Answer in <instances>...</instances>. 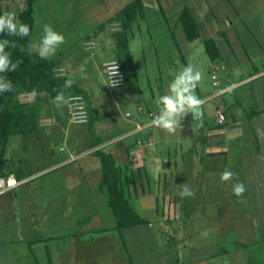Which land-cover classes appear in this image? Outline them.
<instances>
[{
    "label": "crops",
    "instance_id": "crops-1",
    "mask_svg": "<svg viewBox=\"0 0 264 264\" xmlns=\"http://www.w3.org/2000/svg\"><path fill=\"white\" fill-rule=\"evenodd\" d=\"M121 1L123 0H111V3ZM133 1L130 0L116 13ZM143 2L146 12V2L144 0ZM154 2L166 20L176 16L175 27L184 34L186 40L188 39L180 23V15L188 8L198 24L201 33L199 39L204 42L212 38L220 49L222 74L219 77L214 72L211 78L216 86L222 87L218 92L208 93L210 89L199 82L195 89L204 104L245 84L256 85L260 91L259 101L263 102L262 108L252 112L251 117L247 113L244 115L240 111L238 113L245 118L244 123L248 120L253 126L251 135L247 134L248 126L243 125V122L237 123L238 129L231 134L232 129L228 121L235 117L231 106L226 105L217 107V113L224 112L227 121L219 125L216 116L215 131L204 124L203 120L201 126L197 127V122L193 121L192 116H187L177 130L179 140L176 142L184 145L181 150L171 149L170 134L152 125V120L143 122L141 117L136 122V127L128 132V136H134L135 139L127 144L119 145L117 139L112 137L104 140L106 136L94 131V128L93 131L90 129L91 137L87 149L79 147L83 138L74 137L76 146H73L64 158L55 156L51 158L52 154L49 153L48 157L51 159L45 160L44 166L35 172L30 174L14 172V177L16 173L24 176L19 180L20 185L16 189L26 186L24 189L26 193L22 194L21 190L18 197L21 199L20 204H15L17 226L14 237L7 235L10 226L4 224L6 215L0 203V238L7 239L0 241V258H8L10 264H40L39 252L45 254L48 264H89L96 260L90 256L84 257V248L72 245L70 240L86 239L99 242L102 238H110L108 234L117 233L115 214L108 206L107 195L101 191L103 175L101 162L95 156L97 150L104 151L107 148L109 150L105 152L112 154L121 166V185L134 210L142 218L146 207H154L158 219L161 214L160 222L162 229L165 230L163 234L166 236V244L173 248V252L175 247L183 243L181 240L185 235L183 228L175 225L184 221L183 202H188L191 206L228 207L227 212L231 219L234 218V221L241 224L237 230H240L243 236H246L247 232L250 234L252 232L264 238V0H154ZM79 15L80 21L83 22L85 19L89 27L83 34H68L53 26L69 42L67 41L66 47L58 50L49 59L61 58L58 71H63L66 75L74 69L72 55L77 48L80 52L94 49L96 45L113 49L114 44L111 40L107 41L105 32L108 33L109 29L121 30L119 22H110L113 16L102 19L99 16L101 14L98 15L91 6L82 8ZM42 36L40 34L36 41L38 42ZM194 48H191V51H195ZM68 51L73 52L67 55ZM211 62L215 68L217 61ZM74 83L82 88L80 84ZM47 96H40L36 100L39 128L36 134L44 145L55 138L60 130L56 129L54 137L51 136L49 127L68 115V104L62 111H58L50 98L45 112L47 116H44L43 101ZM142 110L140 108V111ZM149 112L151 117L154 112ZM204 114L203 110L202 119ZM99 116L102 120L100 113ZM234 121L237 122L235 119ZM97 122L90 125L94 126ZM139 126L141 129H138ZM61 151H66V147H62ZM71 157L77 159L71 161ZM76 162H79V167H69ZM226 170L235 173V176L228 182H222L221 173ZM239 182L244 184L246 191L238 197L233 194L232 186ZM185 183L194 195L181 198L178 186ZM187 220L190 221V218ZM108 222L110 226L106 228L104 225ZM69 225L81 227L80 231L66 232ZM146 226L152 228V224L147 222L144 226L125 229L124 239L127 232ZM52 243L54 245L51 248L49 244ZM260 243L264 244V240ZM42 246L45 247V251L38 252ZM103 250L106 251L107 248ZM108 250L107 253H110V248ZM126 250L129 251L128 246ZM100 261L98 257V264H101Z\"/></svg>",
    "mask_w": 264,
    "mask_h": 264
},
{
    "label": "rangeland",
    "instance_id": "rangeland-1",
    "mask_svg": "<svg viewBox=\"0 0 264 264\" xmlns=\"http://www.w3.org/2000/svg\"><path fill=\"white\" fill-rule=\"evenodd\" d=\"M24 1L0 0V15L5 12H13L18 18L24 7ZM129 1L111 3V0H38L35 4L36 24L31 41H36L40 34L43 35L45 24L59 27L61 32L66 31L68 34H83L89 27L85 19L83 22L79 19V12L82 8L91 6L98 15L101 14L99 16L103 19L115 17L118 14L116 12ZM144 1L146 2L145 21H139L131 33L133 38L130 42V51L133 55L134 70L124 86L110 89L103 67L105 61L118 60V50L113 36L118 30L109 29L108 33L105 32L107 41L111 40L114 44L113 49L96 45L94 49L80 52L77 48L78 52L76 50L72 55L74 56V69H71V73L66 75L63 71L57 72L58 75L67 79L72 78L74 82L82 86V89L87 93L89 104L93 109L99 111L103 119L94 126L90 125L91 122L89 124H73L67 115L62 121H56L53 126L49 127L51 136L54 137L56 129L60 128V130L57 136L50 139L46 145L39 141L37 134H31L27 138L23 136L11 137L6 155L8 159L6 172L12 176H14V172L30 174L44 166L45 160H50L54 156L60 159L64 158L73 149V146H76L74 137L83 138L79 147L87 149L91 128L92 131L94 128V131L106 136L104 140L112 137L117 139L119 145L129 143L135 137L128 136V132L136 127L139 117L143 122L153 120L149 111H153L155 116L158 114L157 98L168 93V85L171 80L189 63L194 65L197 70H202L203 78L200 83L210 89L208 93L219 91L222 86H216L211 76L214 72L217 76H221L222 61L217 60V65L214 68L202 39L189 42L184 34L176 29L174 23L176 16H171L169 20H166L154 0ZM110 27L117 28L119 26ZM174 37L182 52L178 49ZM67 41L69 42L65 38V42L58 47L57 51L65 48ZM103 44L105 45V43ZM193 47H195V51H191ZM72 52L68 51L66 54L70 55ZM250 87H253L254 91ZM259 92L255 84H245L227 94L216 96L203 105L205 114L202 120L204 124L206 123L213 131L217 130L215 127V119L218 116L217 107L229 105L234 119L237 120V122L234 119L228 121L233 135L239 127L237 123L240 124L244 121L245 118L242 116L245 113L251 114L262 108L263 102L259 101ZM25 93L22 90L18 92V102H36V98L29 100ZM49 99L50 97L47 96L43 101L44 116H47L45 112H47ZM140 108L143 110L140 111ZM239 111L243 114L242 116L238 114ZM128 114L129 116H127ZM224 115L226 116L225 113ZM201 123L202 121H199L197 125H201ZM243 125L248 126L247 134L251 135L253 126L250 122L245 120ZM169 137L172 139L171 149L181 150L184 145L176 142L179 140V133L176 131ZM62 147H66V151H61ZM108 150V148L104 149V151ZM49 153L52 154L51 158L48 157ZM69 167H79V162L70 164ZM25 188L26 186L0 195V203L4 207L6 215L4 224L10 226L7 232L9 237H14L16 234L15 204H20L21 199L18 197L21 190H23L22 194L26 193ZM182 207L184 221L177 222L175 225L183 228L185 231L183 237L186 238L182 237L183 243L179 247H175L174 252L173 248L171 249L166 244L165 230L162 229L160 222L161 214L158 219L154 207H146L143 214V218L152 224V228L146 226L126 233L125 242L129 251L125 249L121 237L115 232L108 234L110 238H102L99 242H91L86 239L78 241L71 239L70 242L72 245L84 248V257L96 258L93 262H96L95 264H98V257L101 259V264H264V244L260 243L264 238L252 232L251 234L247 232L246 236H243L241 231L237 230L241 224L234 221V218L231 219L227 212L228 207L191 206L188 202H183ZM188 218L190 221L187 220ZM91 225L94 228L93 223ZM104 226L108 228L110 223L108 222ZM80 228L69 225L66 232H78ZM204 230L209 231L207 237L201 236ZM5 239V237L0 238V241ZM53 245V243L49 244L51 248ZM44 248V246L40 247L38 252H44ZM103 248H107V250L104 251ZM108 248H110V253H107ZM38 256L40 264H48L44 253L39 252ZM0 264L10 263L8 258H0Z\"/></svg>",
    "mask_w": 264,
    "mask_h": 264
},
{
    "label": "trees",
    "instance_id": "trees-1",
    "mask_svg": "<svg viewBox=\"0 0 264 264\" xmlns=\"http://www.w3.org/2000/svg\"><path fill=\"white\" fill-rule=\"evenodd\" d=\"M37 1L25 0L24 7L18 16L20 22L30 26L31 32L28 37L22 38L0 34V39L15 40L23 48V50H21V47L6 49L11 52L13 62L20 60L22 63L16 72L0 74L7 75L13 83V91L0 94V177L11 176L10 173L6 172L8 166L6 155L11 137L23 136L27 138L39 131L36 102H18L17 95L20 90L31 94L32 89L35 88L44 91L51 99L61 90L64 91L66 96L83 94L90 112V122L95 123L101 120L98 111L91 107L87 93L81 87L73 83L70 88H63L67 78L57 73L61 65V58L41 60L34 53L28 52V45L31 43V36L35 27L34 12ZM144 19L145 5L143 0H134L110 20V22L121 24V30L113 36L118 50V61L122 65L126 80L134 70V62L129 47L133 26ZM180 23L189 41L193 42L201 37L196 19L188 8L182 11ZM174 39L176 41L175 37ZM176 45L180 50L177 41ZM204 46L211 61H217L221 58L220 49L214 39H206ZM39 97L36 96V100ZM252 114H250V117ZM95 156L100 159L103 171L101 191L107 195L108 206L114 212L117 221L115 231L120 235L123 245L127 249L123 236L124 230L144 226L147 222L134 210L121 185L122 170L116 158L103 150H97ZM16 178L21 180L24 176L16 173Z\"/></svg>",
    "mask_w": 264,
    "mask_h": 264
},
{
    "label": "clouds",
    "instance_id": "clouds-1",
    "mask_svg": "<svg viewBox=\"0 0 264 264\" xmlns=\"http://www.w3.org/2000/svg\"><path fill=\"white\" fill-rule=\"evenodd\" d=\"M30 26L26 23L20 22L13 12H5L0 15V34L7 36L28 37L30 35ZM65 42V37L62 33L56 31L52 25L45 24L43 26V36L37 41H33L28 45V52L34 53L41 60H47L54 56L58 47ZM22 46L18 45L15 40L0 39V74L16 72L22 61L17 60L13 62L11 59V52L6 49H16ZM119 65L113 64L109 69V78L111 87L118 86L119 81L114 80V76H118ZM203 78L202 70H197L191 63L187 64L182 70L175 75L168 85L169 91L167 94L159 96L156 100L158 106V114L152 120V125L164 130L169 134H175L180 128L182 121L191 115L194 122L202 121L203 104L204 101L196 94L195 89ZM74 80L72 78L66 79L63 88H70ZM13 91L12 80L7 75H0V94ZM31 95L45 96L44 91L32 89ZM51 103L58 110L62 111L64 106L68 103L64 91H58L52 98ZM198 127L201 125H197ZM235 173L231 171H224L221 173V181L228 182L232 180ZM233 194L242 196L246 188L242 182L236 183L233 186ZM179 196L181 198L194 195L187 183L179 185ZM208 230L201 233L202 237H207Z\"/></svg>",
    "mask_w": 264,
    "mask_h": 264
},
{
    "label": "built area",
    "instance_id": "built-area-1",
    "mask_svg": "<svg viewBox=\"0 0 264 264\" xmlns=\"http://www.w3.org/2000/svg\"><path fill=\"white\" fill-rule=\"evenodd\" d=\"M113 64L119 65L118 76H114V80H118L119 84L117 87H122L126 84V76L124 73V70L122 68V65L120 62L116 59L109 60L106 63H104V72L107 78V83L110 89H113L111 87V81L109 78V69ZM116 88V87H115ZM25 96L28 97V99L34 98L30 93L25 94ZM68 97V115L69 120L73 124H89L91 117L90 112L87 106L86 98L83 94H72L67 96ZM129 116V114L127 115ZM155 115L151 114V118L154 119ZM226 121V116L223 112L218 114V124L223 125ZM138 129H141L139 126ZM77 157H71V161H75ZM20 185V181L14 177H0V195H3L5 193H8L14 189H16Z\"/></svg>",
    "mask_w": 264,
    "mask_h": 264
}]
</instances>
